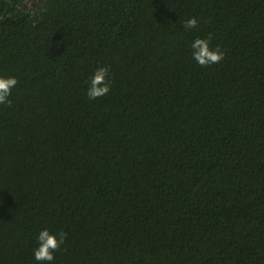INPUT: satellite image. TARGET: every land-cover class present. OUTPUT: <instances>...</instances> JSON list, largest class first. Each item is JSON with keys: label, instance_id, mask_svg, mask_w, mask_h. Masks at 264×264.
<instances>
[{"label": "trees", "instance_id": "1", "mask_svg": "<svg viewBox=\"0 0 264 264\" xmlns=\"http://www.w3.org/2000/svg\"><path fill=\"white\" fill-rule=\"evenodd\" d=\"M0 77V264H264V0H0Z\"/></svg>", "mask_w": 264, "mask_h": 264}, {"label": "clouds", "instance_id": "2", "mask_svg": "<svg viewBox=\"0 0 264 264\" xmlns=\"http://www.w3.org/2000/svg\"><path fill=\"white\" fill-rule=\"evenodd\" d=\"M197 26L198 20L194 17L184 23L186 30L194 29ZM210 39V37L208 39L197 38L191 45L193 59L203 67L217 64L224 58V53L219 47L215 49L210 47ZM108 76L109 69L107 67H102L95 71L90 79V86L87 91L89 99L95 100L106 96L110 92L111 86ZM17 84L18 80L14 77H0V104H11L9 97ZM66 238L64 233L52 234L47 229L42 230L38 234V247L34 250L35 260L41 262V264H44V262L50 264L55 259L54 253L60 249Z\"/></svg>", "mask_w": 264, "mask_h": 264}]
</instances>
